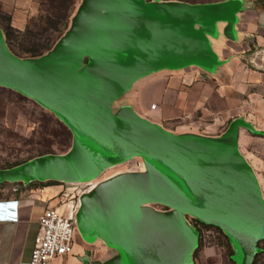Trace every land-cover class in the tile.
Listing matches in <instances>:
<instances>
[{"label":"crops","instance_id":"obj_1","mask_svg":"<svg viewBox=\"0 0 264 264\" xmlns=\"http://www.w3.org/2000/svg\"><path fill=\"white\" fill-rule=\"evenodd\" d=\"M170 6L193 8L194 13L180 24L191 39L141 64L123 87L107 96L113 98L107 101L105 111L109 117L131 118L149 132L177 140L174 147H189L187 161L169 178L174 185L110 186L90 197L94 190L115 182L165 176L183 155L182 151L143 152L125 140L114 145L110 159L95 171L7 180L0 194V264L27 263L39 231V216L49 206L64 215L72 214L74 225L70 251L56 256L52 264H160L184 248L188 238L164 218L147 214L132 217L149 212L171 214L192 235L190 251L165 264H194L197 230L185 221L183 211L187 210L164 197L178 195L194 202L184 186L215 205L242 236L264 232V211L250 207L254 202L264 205L261 177L245 153L250 134L264 132L245 116H253L251 110L264 115V69L255 66L264 53V0H222L208 7ZM35 7L32 0H0V8L12 15L16 26L15 20L21 19L23 26ZM118 97L119 112L111 114V105ZM195 110L227 113L232 119L219 134L161 125L167 118ZM73 135L70 151L79 146L75 130ZM203 144L208 146L194 147ZM101 150L99 143L92 152ZM227 151L235 152L250 172L244 200L245 175ZM226 183L238 189L233 196L225 193ZM155 203L167 209H156ZM233 241L246 245L239 254L235 249L238 263L250 264L253 249L243 244L238 234ZM218 260L217 264H223L220 257Z\"/></svg>","mask_w":264,"mask_h":264},{"label":"water","instance_id":"obj_2","mask_svg":"<svg viewBox=\"0 0 264 264\" xmlns=\"http://www.w3.org/2000/svg\"><path fill=\"white\" fill-rule=\"evenodd\" d=\"M87 7L71 25V30L48 58L40 62H22L7 55L0 32V84L34 98L55 111L72 130H75L78 148L58 155H49L24 166L7 171H0V180L24 177L32 179L43 176H59L65 172L89 173L105 164L111 157L113 147L119 140H125L143 152L182 151V157L174 162L167 174L160 178H136L115 182L91 192L92 197L103 188L120 185H174L169 178L188 159L189 147H174L177 140L166 138L160 132H149L144 125L127 117H109L101 101L123 87L133 72L144 62L163 52L179 47L191 39L180 27L181 20L194 13L193 8L168 6L167 8L149 6L140 0H92L94 13L87 16L93 24L85 22ZM92 3V5H93ZM210 3L199 4L208 7ZM86 12V13H85ZM95 32V34H94ZM83 69L75 72L73 69ZM100 137V139H98ZM98 139V140H97ZM146 139V141H145ZM102 144L100 152L93 153V148ZM216 144H209L215 147ZM200 145L194 147H207ZM227 153L237 162L245 175L242 189L243 200L251 175L244 163L233 151ZM195 199L186 200L183 196L165 195L172 204L193 212L197 217L220 224L234 240V235L242 238L243 244L256 250V242L264 237V232L244 237L212 203L196 192L184 186ZM253 210L264 211V205L255 203ZM211 212V213H210ZM167 220L173 227L187 235L184 248L165 257L160 264L179 257L192 248V235L189 229L169 213L149 212ZM234 242V241H233ZM235 244L238 254L242 244ZM251 253V254H252ZM237 261V258L235 256ZM250 259V258H249ZM237 264H242L238 263Z\"/></svg>","mask_w":264,"mask_h":264},{"label":"rangeland","instance_id":"obj_3","mask_svg":"<svg viewBox=\"0 0 264 264\" xmlns=\"http://www.w3.org/2000/svg\"><path fill=\"white\" fill-rule=\"evenodd\" d=\"M27 0H22V2H26ZM61 2L60 6H54L53 9H60L59 11L64 13L69 8L70 0H32L35 3V12L33 15L36 18L32 19V24L30 28H32L35 32H38V37L41 34L46 35L45 32H42L41 27L38 24H33L38 19L37 6L41 2V7L44 10L47 7H51V4H55V2ZM90 6L87 8V13L84 15L85 22H88L90 18L89 13L93 15L94 13V3L90 0ZM142 3H145L149 6L167 8L168 6L175 3H185V4H208L211 2L217 3L222 0H140ZM262 1V0H260ZM87 0H75V5L73 8V12L70 18V26L69 28L62 34V36L58 39L56 44L52 47V50L48 52L43 57H35L34 59H26V58H17L19 63L22 62H40L46 60L51 53L58 49L61 45V41L63 38L67 36L69 31L71 30V25H73L77 16H81L83 13ZM93 3V5H92ZM52 9V8H51ZM2 8H0V23H5V19L2 14L6 13ZM37 12V13H36ZM86 13V12H85ZM83 15V14H82ZM80 16L78 18H80ZM22 18V17H21ZM28 18V17H27ZM78 18L75 23L78 22ZM27 20V19H26ZM16 24L22 27L23 21L21 19L15 20ZM26 22V21H25ZM89 24H93V21H89ZM95 34V32H94ZM25 34L18 35V40L24 39ZM16 50V49H15ZM7 52V51H6ZM9 54V53H7ZM85 60V59H84ZM255 66L258 68L264 69L255 63ZM83 69V64L80 67L74 68L75 72H80ZM203 81H206L207 78L200 77ZM1 85V84H0ZM119 94V93H117ZM122 96V95H121ZM107 99H103L101 103H103L106 108H108ZM121 97L115 99L111 105V114L114 113L115 110H118L121 104ZM123 102V101H122ZM155 104L153 103L152 106ZM45 108L47 107L44 105ZM238 110L237 108H234ZM119 112V110H118ZM253 116H249L245 113V116L250 118L253 121V124L257 128H264V115H257L256 110H251ZM239 114H242L239 111ZM231 115H227V113H210L203 114L198 110L190 111L187 115H177L171 118H167L161 122V125L164 127H170L172 129L184 128V129H192L201 133H209V134H219L221 133L230 120ZM65 129L43 108L35 104L32 100L19 95L18 93L7 89L5 87L0 86V171H7L17 168H7L10 164H13L18 161H22L28 157L35 156L41 152L50 151L52 154L46 153L44 155H38L28 160L25 164H21L19 166H24L26 164H30L35 162L41 158L49 157V155H58L65 153L72 147L74 143V135L73 138L66 136L64 131ZM69 142V144H68ZM245 147L252 161V167L255 173L259 174L261 177V171L264 169V132H258L254 134H250L248 139L245 142ZM115 167V166H114ZM113 167V168H114ZM1 174V173H0ZM4 180V181H2ZM6 180H26L24 177H19L16 179H6L3 178L0 182H6ZM229 184V183H226ZM231 183L228 185L227 192L228 196H233V193H236L238 189L233 190L231 188ZM259 189L261 190V200L264 201V178L261 177V181L259 182ZM233 191V192H232ZM160 203H155L156 209H167V206L163 207ZM183 217H185V221L193 225V219L197 217L193 212L183 211ZM194 226V225H193ZM201 227V247L194 251V256L196 258L194 264H217L218 258H221V262L223 264H231L230 261H226V254L229 251L227 245L225 244V238L222 234L218 233V231L214 227ZM264 244V243H263ZM206 245V247H204ZM201 254H204V257H200ZM209 254V255H205ZM212 254V255H210ZM254 255L252 253L251 257ZM263 258V257H262ZM260 259V258H258ZM261 260V259H260ZM260 261H256L258 264Z\"/></svg>","mask_w":264,"mask_h":264},{"label":"trees","instance_id":"obj_4","mask_svg":"<svg viewBox=\"0 0 264 264\" xmlns=\"http://www.w3.org/2000/svg\"><path fill=\"white\" fill-rule=\"evenodd\" d=\"M214 3V2H211ZM52 6L49 8L47 7L45 10L41 6V2L39 3V6H37V16L38 19L33 24H38L39 27H41L42 32H45L46 35L41 34L40 37H38V32H35L32 28H30V25L32 24V19L36 18L35 16H29L25 22V24L20 28L16 26L12 21V15L8 12L3 13L2 16L5 19V23H0V32L2 35V43L5 51H7V54L9 57L13 58L14 60L18 61L19 58H28V59H34L35 57H43L48 52L52 50V47L58 39L64 34V32L69 28L70 26V18L72 15V10L75 5V0L69 1V8L66 12L62 13L59 10L60 9H53L54 6H60L61 2H55V4H51ZM52 8V9H51ZM36 12V13H37ZM25 34L24 39L18 40V35ZM16 49V50H15ZM86 61L83 60L82 64ZM1 87H5L7 89H10L19 95H22L25 98H28L32 100L35 104L40 106L41 108L45 109L65 130L66 136L73 138V130L72 128L63 121L54 110H52L49 107H46L35 100L32 97H29L19 91H17L14 88L0 85ZM69 144V142H68ZM46 153L52 154L53 152L45 151L41 152L35 156L38 155H44ZM28 157L22 161L15 162L13 164L8 165L7 167H4L5 169L13 168L16 166L21 165L22 163L25 164L28 160L32 159L33 157ZM2 169V168H0ZM4 181V180H2ZM0 182V194L1 189L4 186V182ZM7 181V180H6ZM193 225L195 226L198 234V242L195 246V250H198L201 247V227H214L218 233L222 234L225 238V244L228 247V252L226 254V261H230L231 264H237V261L235 259V244L233 240L231 239L230 234L226 231V229L221 226L218 223L206 221L199 217H196L193 219ZM264 237L259 239L256 242V250L254 251V255L250 258V264H256V261H260L258 264H262L264 262ZM263 257V258H262ZM260 258V259H258Z\"/></svg>","mask_w":264,"mask_h":264},{"label":"built area","instance_id":"obj_5","mask_svg":"<svg viewBox=\"0 0 264 264\" xmlns=\"http://www.w3.org/2000/svg\"><path fill=\"white\" fill-rule=\"evenodd\" d=\"M264 68V53L259 55ZM264 178V169L261 171ZM39 231L34 239L30 258L26 264H52L53 259L70 251L73 241V215H64L55 207H47L39 216Z\"/></svg>","mask_w":264,"mask_h":264}]
</instances>
